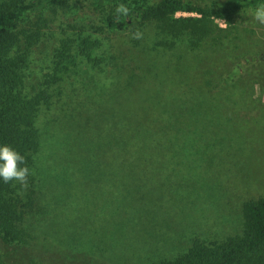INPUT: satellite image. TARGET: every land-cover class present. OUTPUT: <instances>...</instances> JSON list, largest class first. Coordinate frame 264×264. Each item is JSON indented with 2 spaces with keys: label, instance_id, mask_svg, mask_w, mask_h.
I'll use <instances>...</instances> for the list:
<instances>
[{
  "label": "rangeland",
  "instance_id": "1",
  "mask_svg": "<svg viewBox=\"0 0 264 264\" xmlns=\"http://www.w3.org/2000/svg\"><path fill=\"white\" fill-rule=\"evenodd\" d=\"M70 6L22 19V29L41 35L24 70L26 87L41 80L62 39H98L96 56H105V65L71 77L42 106L38 127L49 151L36 162L41 188L22 224L29 239H0L3 262L153 264L195 240L238 234L243 203L264 198V25L253 10L240 12L234 25L215 20L225 30L224 47L206 43L191 51L159 46L153 25L141 39L99 30L87 5ZM236 62L245 68L222 87ZM125 105L142 106L152 118L170 116V124L168 140L157 135L156 143L140 145L124 171V157L101 150L111 144L108 131L118 136ZM92 151L107 168L102 175L84 171ZM135 170L146 177L136 180Z\"/></svg>",
  "mask_w": 264,
  "mask_h": 264
},
{
  "label": "trees",
  "instance_id": "2",
  "mask_svg": "<svg viewBox=\"0 0 264 264\" xmlns=\"http://www.w3.org/2000/svg\"><path fill=\"white\" fill-rule=\"evenodd\" d=\"M74 1L87 5L97 15L99 30L132 36L136 31L143 34L146 26L153 25L162 37L159 46L191 51L206 43L224 47L225 30L219 28L215 20L234 25L240 12L252 11L264 3V0H0V145H9L24 156L30 170L27 189H21L16 181L0 180V239L4 244H25L29 239L22 224L27 210L34 208L33 196L41 188L36 162L41 154L49 151L42 144L38 127L42 106L50 105L53 89L60 90L63 84L70 83L71 77L85 78L89 72L105 65L106 57L96 56L101 48L98 39L80 36L76 41L62 39L54 50L50 66L43 70L41 80L37 76L34 82L37 84L26 87L24 70L41 35L37 30L22 29V19L29 13L49 8H71ZM119 4L129 8V15L118 19L115 8ZM177 13L188 16L177 17ZM244 68L241 62L231 64L221 86L240 76ZM120 113L122 126L118 136L115 128L108 131L106 142L111 144L101 151L110 158L124 157L125 171L131 167L132 157L139 155L140 145L156 143L157 135L158 140H168L170 116L152 118L142 106L136 110L134 105H125ZM98 152H89L85 158L84 171L89 176L102 175L107 169L93 161ZM133 174L136 180L147 175L137 176V170ZM0 264H5L1 250ZM153 264H264V198L243 203L242 228L238 234L214 242L195 240L184 253Z\"/></svg>",
  "mask_w": 264,
  "mask_h": 264
},
{
  "label": "clouds",
  "instance_id": "3",
  "mask_svg": "<svg viewBox=\"0 0 264 264\" xmlns=\"http://www.w3.org/2000/svg\"><path fill=\"white\" fill-rule=\"evenodd\" d=\"M117 18L120 16H128L129 8L125 4H119L115 8ZM253 19L260 25H264V3L256 6L252 12ZM226 27L227 25H221ZM133 39H141L142 33L136 31L132 35ZM29 168L26 166L24 156L11 148L9 145H0V180L4 183L16 181L21 189H27Z\"/></svg>",
  "mask_w": 264,
  "mask_h": 264
}]
</instances>
